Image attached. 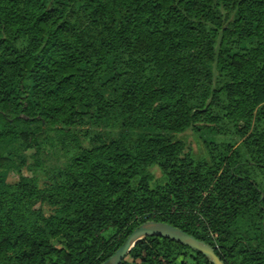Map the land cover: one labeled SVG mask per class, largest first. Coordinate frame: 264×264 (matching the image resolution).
<instances>
[{
    "label": "trees",
    "instance_id": "obj_1",
    "mask_svg": "<svg viewBox=\"0 0 264 264\" xmlns=\"http://www.w3.org/2000/svg\"><path fill=\"white\" fill-rule=\"evenodd\" d=\"M149 221L264 264V0H0V264H104Z\"/></svg>",
    "mask_w": 264,
    "mask_h": 264
},
{
    "label": "water",
    "instance_id": "obj_2",
    "mask_svg": "<svg viewBox=\"0 0 264 264\" xmlns=\"http://www.w3.org/2000/svg\"><path fill=\"white\" fill-rule=\"evenodd\" d=\"M148 237H159L178 243L205 257L211 264H222L213 249L205 243L160 222L149 221L135 228L125 239L122 246L104 263L120 264L130 250L141 240Z\"/></svg>",
    "mask_w": 264,
    "mask_h": 264
},
{
    "label": "rangeland",
    "instance_id": "obj_3",
    "mask_svg": "<svg viewBox=\"0 0 264 264\" xmlns=\"http://www.w3.org/2000/svg\"><path fill=\"white\" fill-rule=\"evenodd\" d=\"M186 146V152L191 153L194 157H204L205 156V149H204V140H207L211 137H209L206 134H195L192 131H187L181 135L178 136ZM153 174L155 178L160 177V173L154 169ZM23 175H26L25 172H23ZM16 180L15 176H9L8 182H14Z\"/></svg>",
    "mask_w": 264,
    "mask_h": 264
}]
</instances>
